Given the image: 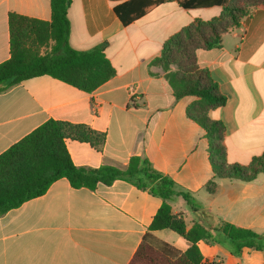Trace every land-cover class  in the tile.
I'll return each instance as SVG.
<instances>
[{
  "label": "crops",
  "instance_id": "obj_1",
  "mask_svg": "<svg viewBox=\"0 0 264 264\" xmlns=\"http://www.w3.org/2000/svg\"><path fill=\"white\" fill-rule=\"evenodd\" d=\"M123 1L73 0L68 11L70 46L103 47L114 77L92 93L50 76L0 93V155L49 120L86 124L106 140L99 149L67 140L75 165L126 170L132 158L146 159L196 202L198 214L182 196L169 201L187 229L202 223L213 230L224 221L264 235V173L251 182L220 178L207 130L188 115L197 98L178 100L154 63L170 37L196 20L219 17L222 7L186 9L167 1L125 26L114 11ZM11 13L49 21L50 0H0V64L10 58ZM196 55L225 98L207 115L224 127L226 160L246 166L264 153V5L224 34L220 47ZM163 202L125 179L94 190L59 179L0 216V264H129L145 236L179 255L189 241L169 229L150 230ZM198 246L207 264H264V251L244 248L236 256L219 243Z\"/></svg>",
  "mask_w": 264,
  "mask_h": 264
},
{
  "label": "trees",
  "instance_id": "obj_2",
  "mask_svg": "<svg viewBox=\"0 0 264 264\" xmlns=\"http://www.w3.org/2000/svg\"><path fill=\"white\" fill-rule=\"evenodd\" d=\"M73 0H50L51 19L39 20L11 13L10 58L0 64V93L26 80L50 76L84 92L92 93L116 74L103 47L77 51L70 46L68 11ZM176 1L186 9L220 6L219 17L196 20L170 37L163 45L155 64L166 72V79L176 98L194 96L197 101L188 110L189 117L207 130L215 151L214 164L220 178H239L246 182L264 173V153L246 166L228 164L223 142L224 127L207 112L225 104L224 96L213 82L210 72L197 63V51L218 48L223 35L240 26L264 0H125L114 7L121 22L128 26L164 2ZM173 67L175 69L173 70ZM67 140L87 143L99 149L106 134L86 124L49 120L0 155V216L26 201L44 195L59 179L66 178L74 188L96 189L125 179L149 190L164 202L154 217L151 231L169 229L190 242L189 248L176 254L170 245L157 248L145 236L129 264H207L198 246L201 240L219 243L233 255L244 248L264 251V235L220 221L211 230L202 223L187 229L182 214H174L169 203L182 196L195 213L196 202L189 193L180 192L175 183L154 170L143 158L134 157L126 170L112 166L100 168L75 165L67 149ZM200 215L205 216L202 212Z\"/></svg>",
  "mask_w": 264,
  "mask_h": 264
},
{
  "label": "rangeland",
  "instance_id": "obj_3",
  "mask_svg": "<svg viewBox=\"0 0 264 264\" xmlns=\"http://www.w3.org/2000/svg\"><path fill=\"white\" fill-rule=\"evenodd\" d=\"M167 233H172V231L171 230H168V231H166Z\"/></svg>",
  "mask_w": 264,
  "mask_h": 264
}]
</instances>
